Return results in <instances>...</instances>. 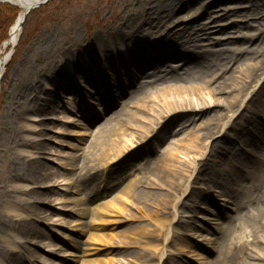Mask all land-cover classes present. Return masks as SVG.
<instances>
[{
	"label": "bare ground",
	"instance_id": "obj_1",
	"mask_svg": "<svg viewBox=\"0 0 264 264\" xmlns=\"http://www.w3.org/2000/svg\"><path fill=\"white\" fill-rule=\"evenodd\" d=\"M39 1L0 0V3L8 2L22 7L18 21L12 26L8 40L2 47L0 60L4 68L10 62V52L19 43L24 13L29 7L38 6ZM223 4H228L232 8H224ZM191 6L195 12L191 18L184 19L178 16L180 11ZM241 8L244 10H240ZM219 11H223L222 15L218 13ZM236 15L243 17L253 15L252 19H255V26L248 23L245 27L251 32L253 26L257 27L256 34L243 37L247 47L233 54L227 49L228 46L211 48L216 44L226 45V43L222 44L221 40L212 38V35L224 33L225 30L220 26L218 28L217 25L224 18ZM263 20L264 0H165L164 4L159 3L158 0H151L139 10L138 22L131 24L128 29L121 25L115 26L113 30L105 28L104 31L90 37L91 39L85 44H77V41L73 40L71 47L61 55L64 59H68L67 69L63 66V70L56 69L50 76L54 80V89L59 90L60 95L43 84L33 82L29 88L30 94L27 96L30 102H33L38 116L56 111L64 105L63 100L67 95L71 97L68 103L73 106L65 108L61 116L65 117L64 122L73 124L74 127L58 133L55 147H52L57 155L56 165L60 167L58 174L60 184L56 195L61 209L58 215L61 218L53 225L55 236L50 240V249L42 262L41 257L24 253L23 246L27 238L33 237L39 240L40 244L44 243L42 240L46 235L34 230L31 223L37 221L38 217L41 219L40 216L46 213L40 210L31 213L27 210L28 200L23 201V198L27 196L30 184H46L51 174L50 167L46 170L40 167V160L34 157L37 154L32 150L35 148L38 152L49 153L48 145L38 142L35 137L32 138L38 125L23 122L24 112L16 113L18 121L26 127L27 139L15 144L24 145L22 152L29 157L22 156L21 162H15L10 176V179L15 181V185L8 192L13 200L11 198L4 200V211L9 216V220H5V223L0 225V242L11 252L4 253L0 250V264H22V262L69 264L71 260L74 262L76 256L67 255L63 251L67 243H71L73 249L77 247L73 236L82 231V227L77 223L81 221L87 210L86 203L88 204L91 199L108 195L111 189L123 184L125 186L117 195L115 194L112 201L98 206L97 214L101 218H107L108 223L114 222L115 225L126 221L134 222L137 219H146L150 222L146 228L135 229V231L141 230L142 235L135 237L133 242L129 234L132 235L135 231H122L123 240L119 247L152 251L154 259L159 260L157 264H163V260L167 262L169 256H172L168 248L170 244H175L179 238L188 237L184 233H179L178 227L183 225L187 232L200 229L203 224V220L200 219L207 214H214L211 208L217 211L215 217L224 218L225 223L230 226L240 219L238 215H241L243 210L250 212L254 208L264 216V137L255 144L258 154L248 153L249 157L252 155L256 159L252 165V162L249 164L248 158L241 153H245L244 145L248 143L240 136H248L250 128H255L257 132L260 128H264V106L261 103L259 107L250 106L253 99L251 96H258L259 86L264 87V27H261ZM165 28L167 30L164 32ZM206 38L214 41L205 43L203 40ZM238 57H241L243 64L241 68H244L242 70L245 72L237 79L232 76L225 78L229 65L235 63ZM73 70L76 77L72 82L66 78V75L72 74ZM3 73L1 67L0 91ZM221 77L222 82H216ZM109 79H113L116 83L112 92L119 91V94L117 97L105 98L109 103L102 115L93 116L83 106L76 104L78 97L88 98L90 87L96 88ZM257 80L259 84L253 87ZM110 90L105 89L103 96L107 94L109 96ZM54 93H58V96ZM226 93L230 95L229 99L223 97ZM42 94H45L46 98ZM241 94L246 96L242 103L245 101L248 103L243 111L246 110L247 113V109H250L256 121H249L247 127L241 122V127L237 128L230 124L236 116L229 113L234 110L233 108L238 107ZM130 105L134 108V112L133 110L130 113L124 112ZM222 107L227 108L228 122L224 121L227 115L219 111ZM113 109L118 111L108 117ZM120 113L124 117L120 118ZM84 114L85 118L78 122L77 117ZM103 116L108 118V123L98 130V134L92 137L88 145L85 144L87 145L83 150L85 157H74L68 151L77 148L73 142L80 139L83 143L88 135V132L79 130L82 122L87 123L89 130ZM179 118L184 120L180 122L178 129L173 131L172 127L178 123ZM197 127L195 144L186 146L182 139L174 141L175 146L186 147L188 152L184 155L189 159H180L182 151L173 144L167 145L164 151H160L168 136ZM235 128L238 138L231 137L229 133ZM217 134H220L218 139L215 137ZM211 139H216V142L209 150ZM228 140L236 142L238 147L228 145L230 143ZM191 153H195V156L199 155V158L197 160L196 157L191 158ZM222 154H228L229 161L224 158L213 161V158ZM81 157L83 158L78 166L76 162ZM138 160L142 164L139 169L133 171L134 180L124 183L125 178L119 176L117 183L111 189L102 186L111 173L124 172L125 168L136 166L134 163ZM249 168L260 170V176L242 178L241 181H237L240 182L233 191H229L228 186L225 185V175ZM43 171L46 175L42 173ZM131 177L132 175L128 179ZM80 180H85L84 183L87 184L94 182L92 190L94 193L93 197L88 196V199L75 201L71 196L79 193L81 185H85L82 181L80 184ZM199 185L205 187L201 188ZM37 198L47 201L48 196L38 193ZM223 198L232 200L236 207L232 210L237 218L225 217L223 213L218 212ZM203 206L205 207L203 210L199 209ZM186 208H189L191 214L184 216L182 211ZM69 211L78 220L68 222L62 218L64 213ZM119 217L123 220H115ZM209 221L207 226L217 237L206 238V246L211 244L215 246L222 242L226 233L232 228H220L219 223H211V219ZM152 224L154 229L151 227ZM261 227L264 228V224ZM62 230H67L68 234ZM246 235L245 230L239 228L234 240L244 246L249 240ZM56 236L59 238L57 241ZM259 241L264 245L263 237ZM182 245L184 249L190 248L189 244ZM197 246L198 251L201 252L202 246ZM168 253L170 254L167 255ZM122 254L125 258L118 260L117 264H134L136 260L141 261L140 264H156L151 263L153 259L138 254L133 256L128 250L123 251ZM200 256L196 255L198 258ZM249 258L255 262L264 259V254L256 249L249 253ZM208 264L212 263L208 262Z\"/></svg>",
	"mask_w": 264,
	"mask_h": 264
},
{
	"label": "rangeland",
	"instance_id": "obj_2",
	"mask_svg": "<svg viewBox=\"0 0 264 264\" xmlns=\"http://www.w3.org/2000/svg\"><path fill=\"white\" fill-rule=\"evenodd\" d=\"M151 0H53L49 2L47 5L40 6L38 9L33 10L28 16V20L24 24V28L20 35V40L15 48V54L11 57L8 66L5 68V75L2 79L1 91H0V225L5 223V220H9V216L4 211L6 198H13L8 193L12 186L15 185V181L13 182L10 179L11 173H13V167L17 162H21L22 156H28L26 153H23V146H17L23 139H27V131L26 127L23 123L19 122L17 119L16 113L24 112L25 116L23 122L34 123L38 125V129L33 133V137H35L38 142L43 143L44 145H48L49 153H41L38 152L35 148L32 149L37 155V159L40 160V167L44 170L50 167V178L47 179L46 184L36 183L35 185L30 184L28 194L23 198V201L28 200L29 205L27 206V210L31 213L36 210H40L45 212L46 214L40 216V218H44L45 220H41L38 217V220L33 221L31 223L32 228L34 230H38L43 232L46 235L42 241L43 244L39 243V240L34 239L33 237L27 238L24 242L23 250L25 254H29L31 256L41 257V262L47 257V253L50 249L51 242L50 240L55 236L53 225L56 221H59L61 216L58 215L61 212L60 206L57 202V191L59 189V177L58 174L60 172V167L56 165L57 155H55L52 147H55V140L58 138V133H60V129L63 126L62 114L63 110L67 108L70 104L71 97L67 95L63 101L64 105L57 108L54 112H48L41 115H37L35 113V107L33 102H30V99L27 96L30 94L29 88H31V84L33 82L37 84H43L45 87H48L52 91H56L54 89V80L51 79V75L53 72L58 70H63V66L66 68L69 63H67L68 59H64L62 53L71 47L73 40L77 41V44H85L90 37H94L95 34L104 31L105 28L113 30L115 26H123L125 28L131 27V24H135L139 19V10L147 5V2ZM159 3L164 4L165 0H158ZM8 4L0 3V41L2 38L9 37L12 25L11 22L13 20V16L8 15L9 11H7ZM193 6L188 9H184L180 11L179 17H183L184 19L191 18L194 15ZM224 8L230 7L228 4H223ZM22 12V8H20ZM240 10H244L241 8ZM222 15L223 11L218 12ZM253 15L250 16H230L228 18H224L217 27L219 26L224 29V33H213L212 38H217L221 40L222 44L226 43V45L216 44L211 48L218 49L220 47L228 46V50L232 52V54L237 51H241L247 47L245 41H243V37L248 35H254L257 32V27L255 19ZM128 19V20H127ZM127 20V21H126ZM254 25L253 32L251 30H247L245 27L247 24ZM11 26H10V25ZM262 26L264 27V20L261 21ZM10 26V27H9ZM167 29H164V32ZM211 37V36H210ZM8 40V39H7ZM6 40V41H7ZM211 38H206L203 42H210ZM214 41V40H213ZM211 40V42H213ZM1 43V42H0ZM5 41L0 46V58L2 54V47ZM78 46V45H77ZM243 67L241 57H238L235 63L229 65V68L226 70L225 78L227 76H232L237 79L242 76L245 71L241 68ZM67 69V68H66ZM75 76V70L72 71V74L66 75V78L73 82ZM223 78H219L216 82H222ZM77 82V81H76ZM228 82V81H227ZM229 83V82H228ZM115 81L113 79H109L106 82L100 83L96 86V88L90 87V92L87 95L88 98H84V96H80L77 98L76 103L82 105L85 109L89 111V114L92 113L93 116L102 115L105 107H107L108 103L105 101L103 89L107 87L113 90L115 86ZM259 82H255L252 86L258 85ZM230 90V87H228ZM56 92H60L57 90ZM119 92V91H118ZM117 91L111 93L117 97L119 94ZM258 96H251L252 104L251 107H259L261 103L264 106V87L258 88ZM58 93H54L58 96ZM99 94V95H98ZM43 97L46 98L45 94H42ZM60 95V93H59ZM22 96V97H21ZM224 98L229 99L230 95L226 93ZM27 98V99H26ZM241 102L238 103V107L233 108L229 114L235 115L236 117L230 122L234 127H241V122H243L245 127L249 126L247 123L251 120H255L253 115L250 113V109H246L248 106L247 101L242 103V100L246 98L244 94L240 95ZM48 99H50L48 97ZM234 99H231V101ZM69 104V105H68ZM92 107L95 109L93 110ZM119 110V108H118ZM117 109H113L110 113L111 115L118 111ZM134 112V108L126 107L124 112L130 113V111ZM31 111V112H30ZM219 111L227 115V108H220ZM243 112V113H242ZM123 113V112H122ZM122 113L119 114V117L122 118L124 115ZM249 113V114H248ZM240 116V117H238ZM238 118V119H237ZM108 119V118H107ZM106 118H101L97 121L94 127L86 126V122H82V127L79 128L82 132H88L87 137L83 143H81L80 139L75 140L73 143L77 146L74 150H68L74 157H85V153L83 150L88 145V142L92 140V137L98 134V130L100 128H104V126L108 123ZM229 115L226 116L225 122H228ZM184 119L179 118L177 124H175L172 128L173 131L178 129V125ZM256 121V120H255ZM134 123V121H131ZM88 130V131H87ZM198 127L195 129H190L179 132L177 135L168 136L167 141L162 146L160 151H164L163 149L170 144H173L174 147L178 148L179 151H182L180 154V159L186 160L189 159L186 154L188 151L181 146H175V139H182L186 146L189 144H195L194 139L196 134L198 133ZM231 137L238 138V134L236 133V128L233 132H229ZM91 136V138H90ZM241 138L245 139L248 145L245 143V153L241 152L245 157L248 158V163L252 162V165L256 161L255 157L251 155L248 156V153L258 154L259 151L255 150V144L258 143L259 139L264 137V128H260L258 132L254 128H250L248 136L240 135ZM216 139L220 137V134H217ZM215 139V140H216ZM209 140L210 145L208 146L209 150H211V145H213L216 141ZM238 140V139H237ZM17 142V144H15ZM228 145L237 146L236 142L229 141ZM87 144V145H85ZM177 145V144H176ZM50 149L52 151H50ZM42 155H40V154ZM31 157V156H30ZM32 157V158H34ZM76 162L79 166L81 159ZM191 158L196 157V160L199 158V155L195 156V153H191ZM213 155H211V158ZM190 158V160H191ZM226 159L229 161L228 154H222L218 157L213 158L214 160ZM16 162V163H15ZM134 165L125 168L124 172L116 171L111 173V176L106 178L105 182L102 186H105L109 189L112 186H115L117 183V178L122 176L124 183H127L130 180H134L135 176L133 171L135 169H139L141 167L142 162L140 160L135 161ZM15 163V164H14ZM134 167V168H133ZM244 169V168H243ZM256 168L245 169V171L239 170L234 173L226 174V187L228 186L229 191H233L236 184L239 183L242 178H252L254 176H260V170H255ZM44 175L46 173L42 172ZM74 173H76L74 171ZM133 173V174H132ZM73 174V173H72ZM132 175L130 179L128 177ZM127 178V180H126ZM96 181V179H94ZM240 180L239 182H237ZM80 180V184L86 182L85 180ZM97 182V181H96ZM81 185L82 188L76 195L71 196L73 200L78 201L79 199H88V196L93 197V184ZM125 185H121L111 189V192L108 195L101 196L100 198L91 199L90 202L85 205L87 208L84 216L81 221L77 223V225L82 231L76 233L73 236V240L76 241L77 247L73 249V245L70 243L66 244V248L63 251L64 253L74 254L76 256L74 262H69V264H117L118 260H124L123 251L128 250L131 255L135 256L143 255L146 258L153 259L151 263H159V260L154 259L155 257L152 254V251L146 250L143 251L142 248L130 249L127 247H119V244L122 242V231H135V229H143L150 225L146 219H137L132 221H126L123 224L115 225V223H108V219L105 217H100L97 213L99 211L98 206L103 205L112 201L115 197V194L119 193ZM201 186V185H199ZM205 186H201L204 188ZM38 193H44L48 196L47 201L41 200L37 198ZM25 203V202H24ZM106 204V206H107ZM222 205V207H221ZM205 207H200L199 209H204ZM218 212L223 213L225 217L236 216L234 210L236 209L234 203L229 198H223L220 201V207L218 208ZM221 209V210H220ZM212 212L217 215L216 210L211 208ZM191 211V210H190ZM184 216L191 214L189 212V208L183 209ZM210 213L207 216H203V224H201L200 229H196L194 232H187L188 230L181 225L178 227V232L181 234H186L188 236L186 239L179 238L176 240V243L173 245H169L170 252L172 256H169V260L165 262L162 261L163 264H208L211 262L212 264H264V259L258 261H252L249 258V253L255 251L256 249L262 251L264 254V245L260 244V238H264V228L261 227L264 224V216L259 214V211H256L254 208L250 211H242L240 219L237 222H234L232 226L225 223L224 218L219 216L215 217V215ZM255 214V215H254ZM58 215V217H57ZM236 216V218L238 217ZM224 217V216H223ZM68 222H74L78 219L74 217V215L69 211V213H64L62 217ZM186 219V218H185ZM219 223L218 226L220 228L229 229L226 233V237L222 240L221 243L206 246L208 239H215L217 235H214L207 223ZM117 221H122L123 218H116ZM83 223V224H82ZM207 227H206V226ZM216 226V224H214ZM213 226V227H214ZM151 227L154 229L153 224ZM204 228L205 230H202ZM244 229L247 233L248 242L246 245L241 246L238 244L234 237L238 229ZM68 234L67 230H62ZM226 231V230H225ZM142 235L141 230H136L134 234H129V238H131L132 242L134 238ZM59 240L58 236H56V241ZM199 242V244H198ZM206 242V243H205ZM182 244H189V249H184L185 247ZM58 246V243L56 242ZM202 246L199 252L197 249L198 246ZM0 250L4 253L11 252L10 249L0 242ZM185 250V251H184ZM210 251V253H209ZM195 252V253H194ZM168 253L167 255H169ZM196 255H201L199 258ZM134 260V259H133ZM226 260V261H225ZM40 261V260H39ZM59 261V260H57ZM135 261V260H134ZM185 261V262H184ZM141 261H137L134 264H140ZM22 264H26L22 262ZM64 264H67L64 262Z\"/></svg>",
	"mask_w": 264,
	"mask_h": 264
},
{
	"label": "water",
	"instance_id": "obj_3",
	"mask_svg": "<svg viewBox=\"0 0 264 264\" xmlns=\"http://www.w3.org/2000/svg\"><path fill=\"white\" fill-rule=\"evenodd\" d=\"M50 1L52 0H40L39 1V5L38 6H34V7H29L26 12L24 13V20L22 21V24L20 27H22L24 25V23L26 22V20L28 19V15L31 13L32 10H35L37 8H39L40 6H43V5H47ZM10 5H13L12 3H9ZM15 6V5H14ZM12 54H13V51H12ZM1 67H4L3 64H2V60L0 61V68ZM3 77V75L1 76Z\"/></svg>",
	"mask_w": 264,
	"mask_h": 264
},
{
	"label": "trees",
	"instance_id": "obj_4",
	"mask_svg": "<svg viewBox=\"0 0 264 264\" xmlns=\"http://www.w3.org/2000/svg\"><path fill=\"white\" fill-rule=\"evenodd\" d=\"M7 11H9L8 13V15H11V16H13V20H12V22H11V25L12 24H14L15 23V21L17 20V17H18V14L20 13V9L17 7H14V6H11V5H7V9H6ZM10 25V24H9ZM10 25V26H11ZM9 26V27H10ZM8 38L7 37H5V39L4 38H2L1 39V43H0V46L2 45V43L4 42V41H6Z\"/></svg>",
	"mask_w": 264,
	"mask_h": 264
}]
</instances>
